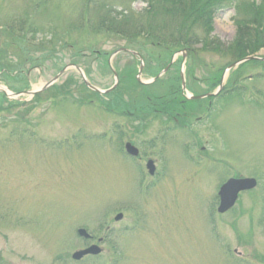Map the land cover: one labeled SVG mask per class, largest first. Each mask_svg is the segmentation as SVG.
Instances as JSON below:
<instances>
[{"label":"rangeland","instance_id":"1","mask_svg":"<svg viewBox=\"0 0 264 264\" xmlns=\"http://www.w3.org/2000/svg\"><path fill=\"white\" fill-rule=\"evenodd\" d=\"M199 1L206 0L186 3ZM252 1L264 6V0H234L213 14L210 29L192 14L184 20L191 23L186 29L191 41L202 43L186 62L191 95L215 91L227 73L216 96L190 101V119L176 127L188 135L167 132L161 114L143 121L128 116L137 104L142 109L156 104L145 92L168 93L178 80L175 68L167 75L170 83L140 88L126 81L106 96L88 89L74 67L20 103L10 105L0 94V248L6 244V258L57 264L56 257L86 242L76 233L85 227L106 238V250L107 243H117L116 258L124 257L119 264H264L262 190L241 193L233 210L217 215L218 192L228 178L258 174L264 183V48L245 53L230 48L236 20L257 14ZM172 7L165 0H0V85L39 89L76 64L106 90L116 80L109 64L129 74L138 67L128 52L113 55L120 47L144 53L142 79L148 80L166 49L147 41V33L131 43L123 30L130 27L137 35L152 21L170 35L175 22L164 12ZM254 29L250 25L245 33L254 35ZM212 40L219 48H210ZM178 63L185 71V62ZM119 126L125 136L113 133ZM127 141L140 149L142 166L124 154ZM145 157L157 161L154 181ZM118 213L124 217L115 221ZM126 226H132L130 239L117 232ZM104 257L109 254L99 256Z\"/></svg>","mask_w":264,"mask_h":264},{"label":"trees","instance_id":"2","mask_svg":"<svg viewBox=\"0 0 264 264\" xmlns=\"http://www.w3.org/2000/svg\"><path fill=\"white\" fill-rule=\"evenodd\" d=\"M166 2L173 5L171 9H168L167 12H164V16L167 18L173 19L172 21L174 23V29L173 33L170 35L166 34L165 29L163 30L162 27H156L154 26V23L151 21L148 25V27H142L143 29L141 32L137 33V35H131V29L128 27L126 30H123L124 34L129 38L130 42L132 40H137L136 37L141 36L142 33H147V41L154 42L157 45L164 46L163 44L170 43L173 45L174 48H178L181 46H187V45H193L195 42L191 41V36L187 33V28L191 25L186 23V19L191 18V14L193 17H197L198 19L202 21L208 22L206 25L209 26V29L211 28V20L212 16L215 12L219 11L220 9H223L227 7V4L230 5L234 0H206V1H199L198 5L196 3L193 4L191 7V4H187L188 0H165ZM229 1V2H228ZM250 7L255 9V12L257 13L254 15V19H237V34L233 42L230 44L231 49H233L236 53L240 51L241 53H245L247 51H254V50H260L264 48V17H263V10L264 6H260L256 4L254 1L250 2ZM152 4L150 3V7ZM122 12L118 13V15H121ZM124 18L127 20L129 19V13H127ZM176 18H180V20L176 21ZM175 19V20H174ZM115 20H117V17H115ZM185 20V21H184ZM188 22V21H187ZM141 24V23H140ZM122 26H125L121 23ZM256 27L255 34L252 35V33L249 30V26ZM149 28V30H148ZM152 32V34H150ZM153 32H156L153 34ZM157 34L156 39H150L151 37ZM248 34V35H246ZM188 35V36H187ZM246 35V36H245ZM254 36V37H253ZM200 39L199 37H197ZM157 41V42H155ZM129 42V43H130ZM199 42V40H196V43ZM202 42V41H201ZM208 40L205 41V44H207ZM241 42H243V45L241 46ZM131 43H134L132 41ZM195 43V44H196ZM138 44V43H134ZM147 44V43H145ZM209 44V43H208ZM207 44V45H208ZM210 48H219L218 46H214V41L212 40L210 42ZM167 48V47H165ZM173 49V48H172ZM172 49H168V51H171ZM167 51V52H168Z\"/></svg>","mask_w":264,"mask_h":264},{"label":"flooded vegetation","instance_id":"3","mask_svg":"<svg viewBox=\"0 0 264 264\" xmlns=\"http://www.w3.org/2000/svg\"><path fill=\"white\" fill-rule=\"evenodd\" d=\"M183 108H184V101H183V105L181 107H179V109L181 111H183ZM154 110L157 113L159 112V114L162 115L161 118H163L164 121H161V124L165 125L166 129H168V130H166L167 132L169 130L170 131L171 130H178L179 128H176V127H181L180 125L184 124V121H181V119L184 117L189 119L191 116L188 113H181L180 111L177 114H173L172 108L170 109V113H168L169 109H168V107H164V105H162V107H156ZM140 115L143 117V119H145V118H147V115H149V114L141 113ZM130 116L136 117L135 114H130ZM140 121H143V120L140 119ZM185 126L191 128V121H190V123H186ZM179 131H181V133L184 135L189 134V132L187 130H185L184 128H180ZM131 229H132V226H126L123 231H117V232L124 233V234H126L125 237L129 238V236H131L130 235ZM110 230H111V232L114 233L115 227H112V229H110ZM83 238H85L86 242L83 243L82 246H80L79 248H75V251H80V250L88 249L91 247L95 248L93 246L97 245V246L101 247L100 251H98L97 247L95 249H93V251L96 252L94 254L98 253L97 255H93L90 253V254L84 255L83 257L75 258L73 256V253H74V251H73L72 253H69V254L65 253L59 257H56L54 259V261L57 264H97L98 261H102L101 264H119L121 258H123L122 261L124 260V257H119L118 259L116 258L118 253L121 254V252L117 249V243H111V242L107 243L109 245V248L106 250L105 247L103 246L104 244H106V238L105 237L94 236V234L88 232V236H86V237L84 236ZM4 248H5L4 243L1 242L0 264H19L16 259H9V258H6L4 256ZM107 253L109 254V257H107V258L104 257L101 259L99 258V256H101L102 254L105 255ZM124 256H125V254H124ZM91 261H94V263H91ZM59 262H61V263H59ZM98 264H100V263L98 262Z\"/></svg>","mask_w":264,"mask_h":264},{"label":"water","instance_id":"4","mask_svg":"<svg viewBox=\"0 0 264 264\" xmlns=\"http://www.w3.org/2000/svg\"><path fill=\"white\" fill-rule=\"evenodd\" d=\"M249 58H252V57L245 58L244 60L249 59ZM242 61L243 60L237 62L236 64H239ZM66 69H67V67L64 68L62 71H60V73L52 81H50L46 85V87L50 86L55 80H57L65 72ZM78 70L81 71L80 68H78ZM81 73H82V71H81ZM83 78H84V80H85V82L87 83L88 86H90L92 89L98 90L96 87L91 85L86 80V77L84 76V74H83ZM127 150L131 154H137L138 153V150L136 148H134L133 146H131L130 144H127ZM151 165H152V162H149V167L150 168L152 167ZM255 185H256L255 179H250V178H246V179H230L226 184H224L222 186V188L220 190L221 204H220V207H219V211L220 212H224V211L228 210L229 208H231L235 204V202L237 200V197H238V193L241 190L252 188ZM119 218H121V215L117 216V219H119ZM81 232H84V231H81Z\"/></svg>","mask_w":264,"mask_h":264}]
</instances>
